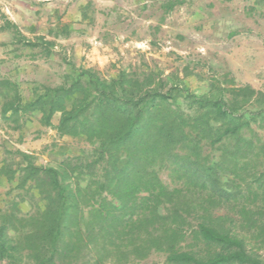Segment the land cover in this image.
<instances>
[{
    "label": "trees",
    "instance_id": "trees-1",
    "mask_svg": "<svg viewBox=\"0 0 264 264\" xmlns=\"http://www.w3.org/2000/svg\"><path fill=\"white\" fill-rule=\"evenodd\" d=\"M229 83L197 95L157 72L104 79L72 68L24 99L5 82L2 115L17 129L37 116L91 149L56 165L21 151L1 163L0 183L18 194L0 209V264H126L153 253L166 264H264L248 248L264 247V92Z\"/></svg>",
    "mask_w": 264,
    "mask_h": 264
},
{
    "label": "rangeland",
    "instance_id": "rangeland-1",
    "mask_svg": "<svg viewBox=\"0 0 264 264\" xmlns=\"http://www.w3.org/2000/svg\"><path fill=\"white\" fill-rule=\"evenodd\" d=\"M175 2L173 10L165 6ZM33 13L15 16L0 10V167L15 152L33 156L39 166L56 165L81 150L85 142L59 138L39 118L5 119L3 106L12 82L24 99L37 87H56L72 68L98 71L110 79L123 70L157 72L183 81L197 95L214 82L250 85L264 92V0H41ZM24 12V11H22ZM7 22L35 46H26ZM56 115L53 125L58 124ZM162 179L171 187L168 173ZM9 187L0 183V209L8 205ZM24 213L30 206L22 204ZM264 261V247L248 242ZM203 255L207 249L203 247ZM106 264H114L108 262ZM126 264H166L163 254Z\"/></svg>",
    "mask_w": 264,
    "mask_h": 264
},
{
    "label": "crops",
    "instance_id": "crops-1",
    "mask_svg": "<svg viewBox=\"0 0 264 264\" xmlns=\"http://www.w3.org/2000/svg\"><path fill=\"white\" fill-rule=\"evenodd\" d=\"M40 1L41 0H0V10L6 14L15 16V14L11 13V11L14 12V9H18L17 15L23 17L25 12L30 11L33 13L34 10L37 9L35 6L36 4L34 3Z\"/></svg>",
    "mask_w": 264,
    "mask_h": 264
}]
</instances>
